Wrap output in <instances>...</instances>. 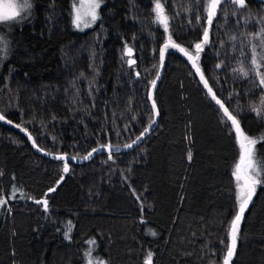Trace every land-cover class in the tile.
<instances>
[{
  "label": "trees",
  "instance_id": "trees-1",
  "mask_svg": "<svg viewBox=\"0 0 264 264\" xmlns=\"http://www.w3.org/2000/svg\"><path fill=\"white\" fill-rule=\"evenodd\" d=\"M30 2L0 62V113L13 125L0 120V198L7 200L0 212V264H82L92 238L106 264H145L149 252L150 264H223L237 211L233 171L240 147L231 122L177 49L165 52L152 94L156 127L130 150L68 161L64 173L66 161L37 152L15 127L26 129L38 149L68 157L130 144L153 117L149 92L160 47L169 34L185 48L199 42L209 27L207 0H160L170 33L153 23L154 0H103L99 20L83 32L74 28L72 0ZM262 27L264 0H245L244 7L222 2L200 58L217 98L245 135L258 140L260 162L264 117L254 106L264 86L251 60L253 45L264 53L254 36ZM126 44L132 67L122 59ZM258 70L264 72V62ZM40 199H47V211L35 203ZM230 264H264V183L245 210Z\"/></svg>",
  "mask_w": 264,
  "mask_h": 264
},
{
  "label": "snow or ice",
  "instance_id": "snow-or-ice-1",
  "mask_svg": "<svg viewBox=\"0 0 264 264\" xmlns=\"http://www.w3.org/2000/svg\"><path fill=\"white\" fill-rule=\"evenodd\" d=\"M199 2L203 3L204 0H199ZM228 2V0H207L205 4V11L207 15V24L209 27H205L203 30V38H197L199 42L195 44L189 43L188 48L181 46L180 44L175 43L172 40L171 34L167 36L166 42L163 46L160 47V62L163 65L165 52L168 49H177L180 53H182L188 61L191 62L192 67L195 69V73L200 76V81L203 83L204 88L207 90V93L211 96L212 100L216 102L219 108L223 112L224 118L227 121L231 122L232 129L235 131L237 142L240 147V158L239 162L235 165L233 176L236 179V201H237V211L233 219L231 220L228 230H227V239L228 243L226 245V253L223 258V264H230L237 247V241L239 238V231L242 219L244 217L245 210L248 208L249 203L252 200L254 193L256 192V188L258 185L264 183V162H260L256 159V153L254 146L258 142L256 138H251L241 130L240 123L237 120L236 116L232 114L228 107L225 106V102H222L219 98H217L215 92L213 91V87L209 85L208 80L205 78L202 69L200 67V58L201 54L204 51L205 47L209 43V28L213 24L214 17L217 14L218 6L222 3ZM232 2L240 7L245 6V0H232ZM99 0H80L79 5L73 4V24L80 28L81 30L83 25L84 28L90 27L97 20V9L99 8ZM32 8V4L30 0H8V2L0 3V22H8L23 19L24 14L27 13ZM153 13L155 19L153 23H156L160 26H163L165 33H170L169 23L170 18L165 12L164 4L160 2V0H154V8ZM203 17L197 16V23L199 24ZM255 38L260 40V47L264 49V27L261 28L259 33L254 34ZM234 39V38H233ZM256 45L252 46V71L255 72V75L259 77L260 85L264 86V72L259 71L262 62H264V53L258 54L256 52ZM191 49V50H189ZM0 50H3L4 56L7 55V42L0 41ZM127 57V63L129 67H132L136 62L133 59V49L129 47L127 44L125 45L124 52L122 54V59ZM3 58V57H0ZM222 64H217L216 68H221ZM237 71L244 77H248L249 71H246L243 67L239 68ZM83 75V73L81 74ZM139 75V73H137ZM159 77V72L157 71V78ZM157 83L156 79L151 81V85L155 88ZM149 99H152L151 92L149 93ZM152 111L153 117L149 121V126L145 127L139 136L134 139L131 144L123 145L124 148H131L133 145L137 144L147 133L150 132L152 127L156 123L155 117L158 115V110L156 106V102L152 99ZM254 111L257 112L258 115L264 117V98L261 99L260 106H254ZM5 116L0 113V120H4ZM135 119V117H133ZM11 123V121H8ZM16 127H21L20 125H16ZM27 132L26 129H22ZM28 138L31 140L32 137L28 134ZM259 139H264L261 137ZM35 146V141H33ZM115 148V151H119V146H113L110 144L101 145L99 148H93L91 152L87 154V156L82 159H89L93 156L94 153L100 151L101 149H107L109 151V159L112 158V149ZM58 160L67 161V157L65 155H58L54 157ZM191 158V154H189V159ZM72 160L78 159V157H71ZM69 164L67 162L64 163L63 172H69ZM64 177L61 175L60 180H57V185L62 181ZM55 191V188H49L48 192ZM45 197L48 193L44 194ZM35 203L41 204L44 207V210H48V201L47 199L35 200ZM7 204V200L0 198V206ZM65 237L69 238L72 226L69 221L66 226ZM155 235V233H152ZM93 246L95 245L94 241H89ZM223 243V242H222ZM95 250L94 247L90 248L86 255L91 256L92 252ZM152 258V253H148V259L145 261V264H150ZM88 264H92V260L90 259ZM96 264H105L102 260H97Z\"/></svg>",
  "mask_w": 264,
  "mask_h": 264
},
{
  "label": "rangeland",
  "instance_id": "rangeland-1",
  "mask_svg": "<svg viewBox=\"0 0 264 264\" xmlns=\"http://www.w3.org/2000/svg\"><path fill=\"white\" fill-rule=\"evenodd\" d=\"M5 2H8V0H3L2 3H5ZM77 4L79 5L80 3V0H72L71 2V7H70V12H71V17H72V22H73V4ZM99 8L97 9V20L95 21V23H93L90 27H86L84 28L83 25H81L82 29L81 30L80 28H77L74 24V28L77 30V31H80V32H83V31H86L88 29H91L96 23L97 21L99 20V17H100V9L103 5V0H99ZM29 11L27 13L24 14V17L23 19H19V20H14V21H8V22H0V41H6L7 42V39L8 37L10 36L11 34V30L15 27V25L19 24V23H22L29 15ZM5 32V33H4ZM4 33V35H3ZM8 33V34H7ZM7 34V35H6ZM7 45H8V42H7ZM0 57H3L4 58V54H3V50H0ZM3 58H0V62L3 60ZM4 199V198H2ZM2 207L3 206H0V212L2 210ZM70 237V236H69ZM93 239V238H92ZM92 239H90L89 241H93ZM88 241V244H85V247H84V262L82 264H88L89 260L91 259L92 260V264H96V261L97 260H102L104 261L102 258H100L98 256V254L96 253V250H94L91 254V256L89 255H86L89 251L90 248L94 247L95 248V245L93 246L92 244H90ZM95 242V241H94ZM105 262V261H104ZM106 264V263H105Z\"/></svg>",
  "mask_w": 264,
  "mask_h": 264
},
{
  "label": "water",
  "instance_id": "water-1",
  "mask_svg": "<svg viewBox=\"0 0 264 264\" xmlns=\"http://www.w3.org/2000/svg\"><path fill=\"white\" fill-rule=\"evenodd\" d=\"M219 7V6H218ZM218 10V9H217ZM165 44V42L162 44V46ZM191 63V62H190ZM163 65H164V62H163ZM163 65H161V62H160V69H159V77L157 78L156 77V80H157V83L159 82V80H160V78H161V76H162V72H163ZM199 76V75H198ZM199 78H200V76H199ZM157 83H156V85H157ZM156 87V86H155ZM154 89L155 88H153L152 86H151V88H150V92H151V95L153 94V91H154ZM149 92V93H150ZM149 103H150V106H151V108H152V99H149ZM155 119H156V123H155V125L152 127V129L150 130V132L149 133H151L153 130H154V128L156 127V124H157V121H158V115L155 117ZM2 121H4L5 123H7V124H10L11 126H13L11 123H8V121L6 120V119H4V120H2ZM16 127V126H15ZM16 128H18V127H16ZM19 130H21L22 132H24L26 135H27V138H28V132H25V131H23L22 130V128H18ZM149 133H147V134H149ZM146 134V135H147ZM145 135V136H146ZM144 136V137H145ZM28 141L30 142V144H31V146L37 151V152H39L40 154H42V155H44V156H47V157H50V158H54L55 156H58V155H61V154H52V153H48V152H45V151H42V150H40V149H38L36 146H34V144H33V141H32V139L30 140L29 138H28ZM140 142V141H139ZM138 142V143H139ZM137 143V144H138ZM131 144V143H130ZM137 144H135V145H133L131 148H133L134 146H136ZM97 148H99V147H97ZM131 148H124V147H119V151H115V148H113L112 149V152H124V151H127V150H130ZM92 151V150H91ZM90 151V152H91ZM100 151H107V152H109L107 149H101ZM85 156H87V154L85 155ZM85 156H83V157H85ZM67 157V163H68V161L69 162H72V163H76V164H80V163H83V162H85L87 159H82L83 157H81V158H78V159H76V160H72L71 159V157H68V156H66Z\"/></svg>",
  "mask_w": 264,
  "mask_h": 264
},
{
  "label": "flooded vegetation",
  "instance_id": "flooded-vegetation-1",
  "mask_svg": "<svg viewBox=\"0 0 264 264\" xmlns=\"http://www.w3.org/2000/svg\"><path fill=\"white\" fill-rule=\"evenodd\" d=\"M3 2V0H0V3H2Z\"/></svg>",
  "mask_w": 264,
  "mask_h": 264
}]
</instances>
